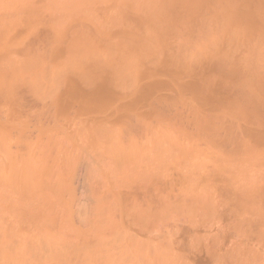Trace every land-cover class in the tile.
Listing matches in <instances>:
<instances>
[{
    "label": "rangeland",
    "instance_id": "374dc122",
    "mask_svg": "<svg viewBox=\"0 0 264 264\" xmlns=\"http://www.w3.org/2000/svg\"><path fill=\"white\" fill-rule=\"evenodd\" d=\"M259 14L264 0H0V264H264ZM158 56L169 85L137 115L55 109L67 76L119 86ZM182 80L213 89L208 105Z\"/></svg>",
    "mask_w": 264,
    "mask_h": 264
},
{
    "label": "bare ground",
    "instance_id": "6f19581e",
    "mask_svg": "<svg viewBox=\"0 0 264 264\" xmlns=\"http://www.w3.org/2000/svg\"><path fill=\"white\" fill-rule=\"evenodd\" d=\"M251 3H252V5H260L261 6V0H251ZM259 17L261 18V20L263 21V24H264V14H259ZM129 28H130V26H129ZM131 33H132V30H131ZM136 34H137V32H136ZM119 35H120V36H118V37H120L119 40H123V38H124L123 41H120L121 45H122V42L124 43V41H127V40L131 41L132 40V39L131 40L130 39L125 40L126 39L125 37L122 38L121 34H119ZM122 35H123V33H122ZM139 36H141V35H139ZM142 36H144V35H142ZM135 39H133V40L135 41ZM133 40L131 41L130 46H132V44L134 43L133 45L135 47H137L136 49L139 50V53H140L141 48H142L141 50H144V45L142 44L141 40L140 41L136 40V41L138 42L137 44L141 45L142 47L136 46V41L134 42ZM116 41H115V44L118 46V44H120V43L119 42L117 43ZM126 43H127V45H129L128 42H126ZM126 43H124V44H126ZM117 46H114L111 44L107 48L113 47L112 49H116ZM125 46L119 45V48L121 49V50L118 49L119 52L117 51V49L114 51L113 50H111V51L115 52L117 54L120 53V51H121V53L124 56V53L122 52V50H123V47H125ZM130 46H129V48H130L129 52L132 53V51L134 50L132 53L134 55V52H135L134 48L135 47L133 46L134 48H132ZM127 47H126V49L124 48L126 51L129 49V48L127 49ZM138 47H140V48L138 49ZM115 53H113V55ZM121 53L118 56L122 57ZM135 54H138V51H136ZM125 56H127L126 53H125ZM122 58L118 57V59H120V60ZM151 59H152V57H151ZM153 59L154 60H150L149 64L148 63L146 64V67L141 66L142 68L141 69L139 68L140 70H139L138 76H136L129 83H127V82L120 83L121 84V85H119L120 89L116 88L115 90H114V88H115L114 86H116V87H119V86L114 84V86H113L114 88H113L112 87L113 84L112 83H111L112 85L109 84L110 82L108 80L107 75H105V74L102 75V73H99L96 75L94 74V76L88 75L91 77L89 80H88V76H87V80H86V75L82 74L81 77H83V78H81V79H85V81H87V83H83L84 81H82L83 86L86 85L85 86L86 88L80 86L81 85L80 82L79 81L77 82V80H79V79H76V81H75L72 77L67 76L61 83V89L59 90V93H57L58 90L55 91L56 92V97L54 100L55 101L54 104L56 107L55 109L63 112V111H66L68 108H74V111L77 113H89L90 118L93 120L98 118V117L100 119H106V118L118 119L119 117L124 115L125 111H129L130 108H132L131 115H133V116L137 115L139 110H140L141 104H143V103L147 104L148 103L151 105L153 101H156V100L162 98V96L165 95L164 92L169 85L168 79L166 77L163 79L164 76L161 77L163 75L162 71L165 70V66L161 65L162 62L164 61V58L161 56H158V57L153 58ZM103 66H105L104 63H103ZM147 66H149V67H147ZM106 74H107V72H106ZM74 78H76V77H74ZM115 81L111 79V82H115ZM115 83L118 84L117 81ZM176 85L179 87L176 89H181V90L188 89V90H190L196 96L197 100L199 102H201L204 106L208 105L209 100H211L213 98L214 93H215L213 91V89H209V88L208 89H202V90L199 89L198 85L195 82L193 83L190 81H183L182 80V81L176 82ZM58 86H60V84ZM148 104H147V106H148ZM141 109H142V106H141ZM93 113H97L100 115H96Z\"/></svg>",
    "mask_w": 264,
    "mask_h": 264
}]
</instances>
